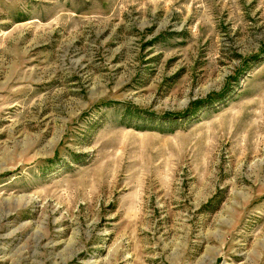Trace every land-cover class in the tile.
Wrapping results in <instances>:
<instances>
[{
    "label": "rangeland",
    "instance_id": "374dc122",
    "mask_svg": "<svg viewBox=\"0 0 264 264\" xmlns=\"http://www.w3.org/2000/svg\"><path fill=\"white\" fill-rule=\"evenodd\" d=\"M0 264H264V0H0Z\"/></svg>",
    "mask_w": 264,
    "mask_h": 264
}]
</instances>
